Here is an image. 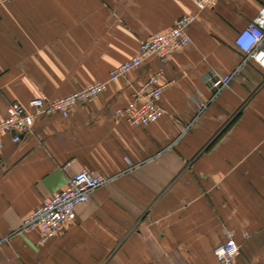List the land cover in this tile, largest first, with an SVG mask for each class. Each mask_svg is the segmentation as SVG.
I'll list each match as a JSON object with an SVG mask.
<instances>
[{
	"label": "crops",
	"instance_id": "obj_1",
	"mask_svg": "<svg viewBox=\"0 0 264 264\" xmlns=\"http://www.w3.org/2000/svg\"><path fill=\"white\" fill-rule=\"evenodd\" d=\"M264 0H11L0 3V121L11 102L51 100L131 59L141 41L194 15L190 42L110 81L69 117L39 116L0 152V264H220L225 229L240 244L236 264H264V71L242 65L212 100L210 73H232L234 43ZM162 72L165 113L133 126L115 110ZM206 109L196 115L193 101ZM111 181L77 207L62 235L38 244L21 226L80 171Z\"/></svg>",
	"mask_w": 264,
	"mask_h": 264
},
{
	"label": "built area",
	"instance_id": "obj_2",
	"mask_svg": "<svg viewBox=\"0 0 264 264\" xmlns=\"http://www.w3.org/2000/svg\"><path fill=\"white\" fill-rule=\"evenodd\" d=\"M8 1L11 0H0V3ZM192 1L198 11H202L215 7L220 0ZM194 19V15H183L167 31L141 41L138 52L131 59L113 68L107 81L91 83L51 100L33 97L26 105L11 102L7 107L5 118L0 121V152L5 147V137L10 136L12 141L19 142L24 136L32 133L34 123L39 116L60 114L69 117L77 106L88 104L101 95L106 90L108 82L125 78L128 72L154 58L169 60L174 52L190 42L188 27ZM234 43L244 55L243 63L232 73L224 75L210 73L207 76L206 80L213 91L212 100L230 85L242 65L253 62L264 71V6L244 28L238 31ZM161 74L162 72H157L149 76L140 86L133 87L131 99L125 106L117 108L115 115L125 118L133 126L157 121L165 113L161 98L166 84L161 81ZM193 101L196 104V115L191 123L182 127L183 132L194 125L207 107V102L199 96ZM110 181L111 179L102 173L94 174L85 169L74 173L64 189L56 191L25 217L21 230L27 233L37 230L40 245L62 235L66 226L76 219L77 207L86 203L94 190ZM224 233L225 239L215 248V255L220 264H236L241 250L240 244L236 241L234 231L225 229Z\"/></svg>",
	"mask_w": 264,
	"mask_h": 264
}]
</instances>
